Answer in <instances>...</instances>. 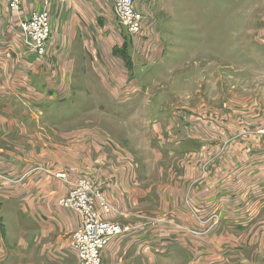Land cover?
Wrapping results in <instances>:
<instances>
[{"label": "rangeland", "instance_id": "rangeland-1", "mask_svg": "<svg viewBox=\"0 0 264 264\" xmlns=\"http://www.w3.org/2000/svg\"><path fill=\"white\" fill-rule=\"evenodd\" d=\"M136 1L145 24L135 35L123 29L115 12L112 26L100 31L105 19L92 0L82 1L95 11V17L87 12L84 17L96 30L99 26L90 33L98 51L91 58L79 45L66 57L74 59L68 72L82 73L87 86L68 91L73 97L52 109V119L41 115L56 135L52 150L65 145L68 151L60 162L70 180H60L69 191L78 177L90 179L116 209L115 220L146 237L138 241L141 250L163 249L162 260L155 256L153 264H203L202 254L189 257L188 244L209 237H215L211 246L222 243L224 253L234 251L235 264H253L250 239L264 227L257 223L264 215V204L258 207L264 178L237 182L252 163L249 157L264 155V0ZM38 4L26 0L21 14L25 7L30 13L40 9ZM12 17L0 0V24H11ZM97 71L127 75L129 87L122 96L104 86L91 89L89 79L94 81ZM254 105L258 111L247 108ZM58 133H66L60 144ZM17 146L29 152V145ZM204 155L232 158L220 166ZM216 188L224 190L219 202L211 198ZM23 222L4 217L0 204V264H27ZM34 235L35 264H41L46 241L41 233ZM226 235L240 237L235 247ZM126 253L118 254V264ZM146 262L150 259L135 264Z\"/></svg>", "mask_w": 264, "mask_h": 264}, {"label": "crops", "instance_id": "crops-1", "mask_svg": "<svg viewBox=\"0 0 264 264\" xmlns=\"http://www.w3.org/2000/svg\"><path fill=\"white\" fill-rule=\"evenodd\" d=\"M50 1L49 10L53 30L47 54L43 57L38 56L32 50L26 51L21 39L19 17L21 19L30 17L32 13L27 10L28 7H25L22 14L21 10L13 13L11 24H0V204L3 207L4 217L10 215L16 222L26 221L23 223H25L27 232V264H35L36 250L33 245L35 233H41L46 241L43 245L44 253L41 255V264H77V262L82 264L77 253L70 247L69 240L66 244L67 233H72L80 226L81 218L75 211H71L72 209H65L59 205L60 197L68 193V187L61 181L62 179L56 177V173L66 171L60 159L61 156L65 157L66 155L62 154L68 151L65 145L54 147L52 150V144L55 142L52 138H56V135L53 136L49 130L51 122L43 120L41 115L48 114V119H52V109L73 97L72 93L68 94V91L72 92L71 89H73L75 94V87L77 92L80 86L82 88L87 86L82 82V73L78 72L74 75V71L68 72L67 66L70 65L71 70L74 59H67L66 51L83 45L87 48L88 56L96 57L94 53L98 51L97 45H92L95 39L91 38L90 33L93 29L99 32V26L96 30V26L89 22V18L84 17L88 15L87 13L95 17V11L91 6H83V0ZM92 1L98 16L102 21L103 18L105 19V25L100 31L108 29L112 26L109 25V19L114 14L113 1ZM40 2L38 6L42 9L44 1L40 0ZM25 3L26 0H22L21 7L26 6ZM96 38L98 42L97 35ZM89 48L90 51H88ZM109 64L107 62V67ZM98 76L94 81L93 78L89 79L91 89L104 86L111 89L116 96L117 94L122 96L121 91L124 87H129L126 84L129 81L127 75L118 76L115 71L104 74L103 71L98 72ZM247 108H252L253 111L259 110L258 105ZM65 121L67 119L64 123ZM61 137L65 138L66 133L62 135L58 133V144H60ZM17 145H29V152H22L23 148ZM55 158L58 159L55 160ZM208 158L218 161L220 166H225L232 156L204 155V159ZM249 160L252 163L248 171L245 176L240 174L241 178L237 183L248 184L257 177L264 178V155H253L249 157ZM234 171V175L237 176L239 173L235 168L232 172ZM209 175L216 177L212 169L209 170ZM209 183H214V180L211 179ZM258 184L262 185L260 189L262 191L264 179ZM221 192H224L223 188H216L210 191L212 195L209 194L206 197L211 195V198H218L219 202ZM263 204L264 202L262 204L258 202V207ZM115 215V213L110 215L113 220L116 218ZM24 216L25 220H23ZM257 220V223L264 224V215L258 216ZM131 230L110 241L102 251L104 262L118 264L117 257L120 252H127L126 255L121 256L120 262L123 264H135L136 260L145 262L147 259H150L149 264H153L156 261L155 256L162 260L163 249L141 250L138 241L145 240L146 237L138 232L139 229H135V232ZM262 231L264 227L257 228L250 239L253 264H264V262L257 261L264 257V232ZM225 238L233 242L232 245L235 247L240 237L226 235ZM214 239L213 237L202 241L195 238L189 239L188 252H191L189 257L202 254L203 264H235L234 251H231V254L229 251L224 253L222 243L215 247V244L211 246V240ZM219 240L220 237L216 241ZM196 242L201 247H197ZM194 260L197 261L195 258Z\"/></svg>", "mask_w": 264, "mask_h": 264}, {"label": "built area", "instance_id": "built-area-1", "mask_svg": "<svg viewBox=\"0 0 264 264\" xmlns=\"http://www.w3.org/2000/svg\"><path fill=\"white\" fill-rule=\"evenodd\" d=\"M22 0H4L11 13L21 9ZM40 10L34 11L29 18L19 20L20 35L26 49L38 56H45L52 35V19L49 10L50 0H43ZM115 15L129 35L143 30L145 20L136 0H112ZM264 134V127L260 130ZM56 177L70 180L65 171H58ZM59 204L72 209L81 218V224L75 229L70 239V247L77 253L82 264H108L102 259V251L110 241L128 231L131 227L113 220L115 208L106 198L98 193L94 184L87 177H78L73 181L68 193L61 197Z\"/></svg>", "mask_w": 264, "mask_h": 264}, {"label": "bare ground", "instance_id": "bare-ground-1", "mask_svg": "<svg viewBox=\"0 0 264 264\" xmlns=\"http://www.w3.org/2000/svg\"><path fill=\"white\" fill-rule=\"evenodd\" d=\"M19 12V11H18Z\"/></svg>", "mask_w": 264, "mask_h": 264}]
</instances>
